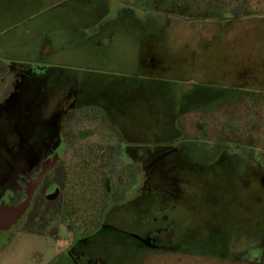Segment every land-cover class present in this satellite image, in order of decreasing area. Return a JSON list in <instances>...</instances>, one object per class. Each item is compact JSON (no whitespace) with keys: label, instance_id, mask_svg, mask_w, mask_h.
Listing matches in <instances>:
<instances>
[{"label":"rangeland","instance_id":"1","mask_svg":"<svg viewBox=\"0 0 264 264\" xmlns=\"http://www.w3.org/2000/svg\"><path fill=\"white\" fill-rule=\"evenodd\" d=\"M197 1L0 0V195L54 146L64 110L90 135L114 125L145 178L106 253L76 242L86 264H264V167L245 151L260 141L264 0L227 22ZM55 228L0 233V264H64Z\"/></svg>","mask_w":264,"mask_h":264},{"label":"flooded vegetation","instance_id":"2","mask_svg":"<svg viewBox=\"0 0 264 264\" xmlns=\"http://www.w3.org/2000/svg\"><path fill=\"white\" fill-rule=\"evenodd\" d=\"M78 99L76 95L70 107L74 112ZM86 109L93 111L95 117L79 110L80 120H86L93 127L102 123L95 115L101 113V108ZM60 118L54 146L46 150L40 162L19 171L14 188L1 192L0 200L3 204L9 203L12 211L7 214L3 211L6 219L0 217V233L11 234L54 222L56 236L67 235L70 240L65 257L68 261L64 264H86L78 254L72 253L76 242L81 241L91 252L106 253L105 239L116 228L125 230L122 224H125L124 209L139 192L145 178L135 161L121 150V146L130 143L114 136V125L104 123L105 118L101 129L104 134L100 136L90 135L89 127L79 128L80 122L69 110H64ZM76 142L84 144L75 147ZM117 215L121 220L115 222ZM139 244L150 247L142 241ZM59 261L56 257L52 264H59Z\"/></svg>","mask_w":264,"mask_h":264},{"label":"trees","instance_id":"3","mask_svg":"<svg viewBox=\"0 0 264 264\" xmlns=\"http://www.w3.org/2000/svg\"><path fill=\"white\" fill-rule=\"evenodd\" d=\"M251 0H198V4H202L203 8L206 10H210L213 13L217 14V18H221L222 21H232L237 19H243L248 18L253 15L261 14L260 9L256 7H252L249 2ZM200 7H202L200 5ZM262 15V14H261ZM263 97V96H262ZM264 98V97H263ZM264 105L259 108V111L261 114L256 112L259 115V122L255 120L256 127H253V130L257 132L260 131V141L257 139L252 140L250 139L249 143L245 148V151L249 154V157H247V160L249 161H255L259 166V168H263L264 166L261 165V161L256 157V155L252 154V151L255 150V148H259L260 151H262L264 155ZM259 134V133H258ZM192 252V251H191ZM205 255V254H200Z\"/></svg>","mask_w":264,"mask_h":264}]
</instances>
